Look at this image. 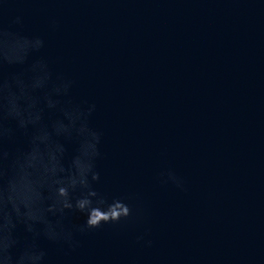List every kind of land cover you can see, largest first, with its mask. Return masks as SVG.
<instances>
[{
    "label": "water",
    "instance_id": "95a60500",
    "mask_svg": "<svg viewBox=\"0 0 264 264\" xmlns=\"http://www.w3.org/2000/svg\"><path fill=\"white\" fill-rule=\"evenodd\" d=\"M14 7L25 23L11 30L44 35L49 59L77 80L75 94L98 104L97 188L110 199L139 195L156 242L134 244L142 224L78 233L82 247L70 254L41 237L45 264H264V0ZM49 16L59 18L58 31L49 30ZM6 147L27 150L26 135L17 132ZM76 147L66 144V166ZM168 167L185 177L187 193L156 183ZM85 221L72 212L65 224ZM17 236L14 255L31 240L23 225Z\"/></svg>",
    "mask_w": 264,
    "mask_h": 264
},
{
    "label": "clouds",
    "instance_id": "9594fccd",
    "mask_svg": "<svg viewBox=\"0 0 264 264\" xmlns=\"http://www.w3.org/2000/svg\"><path fill=\"white\" fill-rule=\"evenodd\" d=\"M20 2L0 0V264H45L47 253L38 245L41 237L75 253L82 247L78 233L87 235L105 225H144L133 242L152 249L156 242L139 195L110 199L97 188L103 132L92 120L98 104L75 94L77 80L49 59L44 35L22 36L11 30L25 23L23 12L14 7ZM47 23L50 31L61 27L56 16H49ZM6 66L21 70L5 75ZM17 132L26 135L28 148L13 153L6 145ZM69 143L77 147L66 166ZM155 181L180 193L189 191L185 177L172 167L159 171ZM72 212L84 214L85 223L66 225ZM20 225L31 240L14 255Z\"/></svg>",
    "mask_w": 264,
    "mask_h": 264
}]
</instances>
